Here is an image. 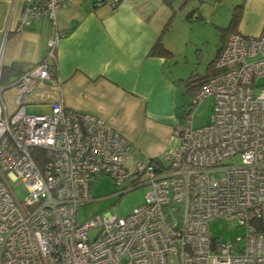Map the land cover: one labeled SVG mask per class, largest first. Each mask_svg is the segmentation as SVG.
<instances>
[{"label":"built area","instance_id":"1","mask_svg":"<svg viewBox=\"0 0 264 264\" xmlns=\"http://www.w3.org/2000/svg\"><path fill=\"white\" fill-rule=\"evenodd\" d=\"M76 0H28L15 31L38 20L52 27L47 58L14 80L10 112L0 62V264H264V28L257 37L229 35L212 75L194 98L178 145L156 158L109 123L62 101L29 114L38 85L57 80V51L66 32L58 13ZM94 1L97 7L109 0ZM214 98L211 123L195 128L196 107ZM111 177L119 195L150 189L132 214L81 222L91 187ZM27 189L24 203L12 183ZM114 195V196H119ZM237 221L246 234L214 239L210 223Z\"/></svg>","mask_w":264,"mask_h":264},{"label":"crops","instance_id":"2","mask_svg":"<svg viewBox=\"0 0 264 264\" xmlns=\"http://www.w3.org/2000/svg\"><path fill=\"white\" fill-rule=\"evenodd\" d=\"M109 1L116 2V7L76 0L59 11L58 27L66 32L57 51L60 85H38L28 105L47 112L48 105L62 101L71 110L109 123L132 143L135 157L156 158L178 145L176 131L184 125L176 128L174 109L187 96L186 82L192 71L182 69L176 58L178 38L170 37L169 30L163 32L173 10L189 3L177 0L171 8L162 0ZM27 2L0 0V62L6 91L14 80L47 58L53 34L46 20L15 31ZM233 5L231 19L235 8L244 7L237 31L247 37L259 36L264 28V0H233ZM203 8L190 5L188 15L198 10L193 19L204 16ZM161 36L170 54L150 55ZM16 98L17 92L15 109L10 112L17 109Z\"/></svg>","mask_w":264,"mask_h":264},{"label":"rangeland","instance_id":"3","mask_svg":"<svg viewBox=\"0 0 264 264\" xmlns=\"http://www.w3.org/2000/svg\"><path fill=\"white\" fill-rule=\"evenodd\" d=\"M186 1L189 3L187 6L176 7L172 13L169 20V22L171 21L169 25L170 37H174L176 40L178 38L179 40L176 58L180 62L182 69L187 70V72L191 70V74L194 73L196 78L203 79L212 71L213 63L217 58L219 49L223 45V31H220V28L230 25L231 14L234 8V5L232 6L233 0H214L212 3H209L208 0L205 3L201 0ZM195 3L204 7L205 15L203 17L205 20L188 18L190 11L188 8ZM187 72L184 74L187 75L186 77L189 75ZM256 87L258 90L264 88V76L257 80ZM16 92L11 88L5 93V99L8 101L11 111L15 109L14 100ZM186 95L182 98L183 102H180L174 109L177 119L176 128L183 123L184 126L186 125L187 114L192 109L193 99L190 94L187 93ZM27 111L29 114H42L45 112V109L29 104L27 105ZM213 112L214 98L209 97L196 107L193 117L194 127L202 128L208 126L211 123ZM133 155L135 156V152ZM12 187L19 200L24 203L27 189L22 181L17 180L13 182ZM125 187L115 186L114 180L106 176L94 181L90 191L93 202L80 208L78 213L79 220L84 222L95 215L106 213L116 214L120 217L132 214L136 208L144 203L150 189L142 187L133 191H127L121 197L114 196L116 194L119 195V192ZM210 230L214 239L224 242H235L246 234V229L234 220H214L210 223Z\"/></svg>","mask_w":264,"mask_h":264},{"label":"trees","instance_id":"4","mask_svg":"<svg viewBox=\"0 0 264 264\" xmlns=\"http://www.w3.org/2000/svg\"><path fill=\"white\" fill-rule=\"evenodd\" d=\"M163 3L171 8H173V4L177 1V0H162ZM96 6V5H95ZM243 5H239L237 8H235L234 12H233V15H232V19H231V22H230V25L227 27V28H220V31H223L222 33V38H223V41L224 39L226 38V36L233 32H238L237 31V27L240 23V20H241V17H242V13H243ZM174 11V10H173ZM195 13H198V10H195L193 12H191L189 15H188V18L192 19L194 18V15ZM195 19L197 20H205V18L201 15H196ZM171 22V21H170ZM170 22L169 24L166 26L163 34H165L168 30H169V25H170ZM165 52V53H168V50H166L164 48V45H163V41H162V36L157 40L156 44L154 45L150 55H157L159 52ZM222 51V50H221ZM221 53V52H220ZM220 55V54H219ZM219 57V56H218ZM218 57L216 58V60L214 61L213 63V67H212V71L210 72V74L203 78V79H200L199 77L196 78V75H191V77L187 80L186 82V91L188 94H190L191 97L195 98L197 96V94L201 91V89L206 85V83L209 81L210 77L212 75H215L217 74V69L215 68V63L218 59ZM16 69L13 68L12 71H15ZM194 101V100H193ZM194 104V102H193ZM192 104V105H193ZM116 186V185H115ZM135 189H138V188H134L132 189L131 191L135 190ZM125 193L119 195L118 197H121L123 196Z\"/></svg>","mask_w":264,"mask_h":264}]
</instances>
